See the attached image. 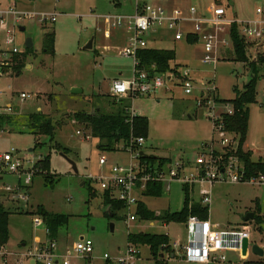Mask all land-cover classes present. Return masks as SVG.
I'll return each mask as SVG.
<instances>
[{
	"label": "rangeland",
	"instance_id": "obj_1",
	"mask_svg": "<svg viewBox=\"0 0 264 264\" xmlns=\"http://www.w3.org/2000/svg\"><path fill=\"white\" fill-rule=\"evenodd\" d=\"M139 1L180 14L193 7L207 12L211 5L219 4L230 17L240 20L253 17L258 5L257 0ZM0 3H14L17 11L32 16L17 22V26L24 27V30L16 32L13 44H4L5 35L0 32V50L16 48L22 60L20 71L7 68L0 76V109H6L7 105L20 107L18 112L4 116L0 124V152L16 149L26 168L46 156L50 162L49 169L34 174L25 202L11 203L6 199L3 185L14 184L15 176H5L0 182V203L11 211L9 237L5 245L9 254L4 260L0 258V264H16L22 253L35 248L34 236L45 239L44 228L35 229L32 223L37 206H43L50 213L68 216L67 223L59 227L55 239L58 264L64 260L67 249H71L81 237L92 241L93 251L85 257L73 253L68 256L69 264H115L114 259L127 247L128 233L164 234L170 243L177 241L180 246H185V223L138 218L127 223L126 209L116 210L115 216H110V210L103 204L99 184L86 181L87 175H107L113 165L129 163V155L123 149L122 141L114 145L113 151L98 149L99 141L91 136L90 130L73 119L76 111L114 112L117 102L112 100L109 87L113 79H129L132 75V60L120 55L131 32L123 23L110 28L109 37H105L104 16L132 15L134 0H0ZM52 15L55 16L53 22L50 20ZM42 16L45 21L39 22ZM192 28V25L185 24L182 31L185 34ZM27 38L32 41L30 48L25 46ZM147 38L148 48L174 50L172 65L187 66L193 82L189 94H185L181 82L175 80L177 85L169 84V90L163 87L150 96L129 100V106L135 113L148 119L144 153L159 157L175 156L176 160L169 166L180 158L193 161L205 144L213 142L217 147L218 138L212 131L209 111L222 114L231 110L228 102L235 96L234 87L242 91L255 76L256 96L254 103L248 106V128L243 149L251 151L253 161L263 159L264 65L256 63L255 75L248 66L236 60L235 51L229 44L228 48L219 50L220 60L213 68L200 62L203 54L200 40L193 43L187 42V38L174 41L172 35L163 29L147 34ZM89 41L91 48H84ZM72 88L80 91L72 93ZM21 92L29 94V98L20 100ZM34 112L53 121L56 127L53 142L45 136L35 137L31 133L29 115ZM78 130L81 134L76 133ZM228 137H233L232 133ZM56 142L69 150L66 156L75 163L77 173L61 152L53 148ZM101 156L106 158L103 164L99 162ZM89 186L95 191L93 197L89 195ZM191 196L198 198L196 191ZM139 199L156 214L175 212L183 207L184 191L179 182H172L170 190H165L161 196H140ZM257 209L264 210V184L216 182L212 186L207 219L218 224V230H234L242 224L245 214ZM249 227L250 244L264 246V225L260 229L255 222H250ZM138 251L137 264H154L147 246H139ZM174 251L176 257L167 259L165 256L166 264H193L183 258L181 247ZM104 254L109 256V260L104 258ZM224 254L226 261L210 264H264V259L251 251L245 260H239L233 252Z\"/></svg>",
	"mask_w": 264,
	"mask_h": 264
},
{
	"label": "built area",
	"instance_id": "obj_2",
	"mask_svg": "<svg viewBox=\"0 0 264 264\" xmlns=\"http://www.w3.org/2000/svg\"><path fill=\"white\" fill-rule=\"evenodd\" d=\"M254 16L244 20L230 17L227 10L219 4L210 6L209 11L201 12L196 8H190L187 13H170L156 4H148L134 0L132 15H106L104 21L106 29L104 36L109 37L110 28L125 23L131 32L128 35L125 46L120 55L132 60L133 70L129 79L115 78L111 81L109 92L116 100L133 98L137 96H150L163 87L177 85L175 80L181 82L185 94H189L192 88L193 77L187 66L177 68V72L149 74L138 66L137 52L148 48L147 34L155 33L163 29L172 35L174 41H180L188 36H196L201 41L203 54L201 64L215 67L220 60L219 50L228 48L230 44L234 50L231 37L232 25L237 26L239 34L245 40V56L248 62L264 65V0H257ZM22 18L32 16L21 13L15 9V4L2 5L0 3V32L4 33V44L14 43L15 34L20 27L17 22ZM50 20L53 22L55 16ZM39 22H44L45 17H40ZM185 24L192 25L190 31L184 34L182 27ZM16 48L11 51L0 50V76L4 73L3 66L8 65L13 54H17ZM10 57V58H9ZM154 68V66H152ZM170 84V85H169ZM203 95V94H201ZM29 98V94L21 92L20 100ZM214 101V100H213ZM215 102V101H214ZM208 104L209 101H208ZM212 108V107H210ZM129 118L136 115L133 107L128 108ZM232 109L223 113L230 114ZM16 113L13 106L7 105L6 109H0V118ZM221 114L209 111L208 117L212 123V131L218 138L217 147L213 142L201 147V151L191 161L189 158L178 159L175 164L169 165L175 157H169L165 163L143 164L140 159L145 145L143 137H131L124 145L129 155V163L113 165L107 175L94 177L87 175V179L99 184L100 189L109 190L111 195L125 205L127 210L126 222L137 221L135 207L140 200L142 192L149 184L161 183L163 191L170 190L172 182H179L187 187L189 195L197 192V201L200 205L208 206L212 199V186L216 182H248L250 184H264V176H246L244 166L235 154L237 136L228 137V133L218 121ZM0 132H2L0 127ZM77 134H81L78 130ZM87 137V136H86ZM214 141V140H213ZM101 164L106 162L105 156L99 159ZM35 174L34 164L26 168L22 159L18 157V151L10 150L0 152V182L5 176H15L14 184H4L3 189L7 194L6 199L11 202H25L28 197V189L31 186ZM34 228L44 227L41 217L36 216L32 220ZM186 244L180 246L179 242H171L175 250L181 247L184 251L183 258L193 264H210L215 261H226L224 252L237 254L239 260H244L242 254V242L247 239L250 242V227L248 223H242L237 229L221 231L218 225L212 224L207 218L202 219L198 215H189L185 221ZM45 228V227H44ZM45 232L47 229L45 228ZM93 251L92 241L82 238L71 249H67L64 260L60 264H69L68 256H89ZM222 253V254H218ZM9 253L5 247H0V258L3 260ZM109 260V256L104 254ZM59 257L55 254V242L47 241L42 246H35L20 255L16 264H58ZM139 260L138 246L127 244L126 249L114 259L115 264H137Z\"/></svg>",
	"mask_w": 264,
	"mask_h": 264
},
{
	"label": "trees",
	"instance_id": "obj_3",
	"mask_svg": "<svg viewBox=\"0 0 264 264\" xmlns=\"http://www.w3.org/2000/svg\"><path fill=\"white\" fill-rule=\"evenodd\" d=\"M118 4V2H116ZM231 37L234 44L235 58L237 61L244 63L248 66L253 73H257V65L254 62H248L245 56V40L239 34L237 26L232 25ZM189 43L196 42L198 38L196 36L187 37ZM50 41L52 39L50 38ZM51 48V47H50ZM49 49V48H48ZM138 66L152 73H164L168 71L177 72L179 68L178 64H173L175 60V52L170 49L159 48H146L137 52ZM11 64L3 66V72L7 68L13 71H20L22 68V60L17 54H13L10 58ZM154 66V68H152ZM235 96L229 100L231 104L232 112L222 113L219 118V122L228 133H234L237 136V147L235 154L242 162L246 176H257L261 174L264 176V158L253 161L251 159V151L244 150L243 144L245 142L247 128H248V106L254 103L256 90H255V76L244 85L242 91H238L234 87ZM116 107L113 113H102L95 110L93 113H87L83 111H76L73 113V119L77 122L85 124V127L90 130L91 136L99 141V149L105 151H113L114 145L119 141L125 144L129 142L130 138L143 137L146 140L148 119L143 115H134L129 118L128 108L130 98H124L116 100ZM222 101V100H218ZM5 117L0 118V124L4 121ZM29 128L31 133L35 137L45 136L50 142H53L55 136V125L53 121L42 115L41 113L34 112L29 115ZM42 146L43 144H39ZM53 148L63 154H68L69 150L64 148L59 143H54ZM143 164H153L156 162L165 163L168 162V158H158L153 155L142 154L140 156ZM50 162L49 156L43 159H39L35 165V174L40 171H46L49 169ZM90 182V180H86ZM184 202L180 211L170 212L165 211L163 213L156 214L147 209L142 201H138L135 207V213L138 219L144 220H159L163 222H182L185 223L188 216L198 215L202 219L207 218V207L200 205L196 201L191 203V198L186 187H183ZM95 191L89 186V195L93 197ZM163 194V186L161 183L149 184L142 192L143 196L159 197ZM103 204L110 210V216H115L116 210L125 209L123 202L117 200L111 195L109 190L102 191ZM11 211L6 210L0 203V247H5L8 242V220ZM108 213V212H107ZM39 215L47 229L48 241H55L59 227L65 225L68 221V216L64 214L50 213L43 208V206H37L35 213ZM254 222L261 229L264 225V210L257 209L254 214ZM128 244L135 246H147L151 257L154 259V264H166L165 256L173 254L176 257L174 249L170 245L168 236L164 234H156L150 232L128 233ZM264 259V258H263Z\"/></svg>",
	"mask_w": 264,
	"mask_h": 264
},
{
	"label": "water",
	"instance_id": "obj_4",
	"mask_svg": "<svg viewBox=\"0 0 264 264\" xmlns=\"http://www.w3.org/2000/svg\"><path fill=\"white\" fill-rule=\"evenodd\" d=\"M20 30L23 31L24 27H20ZM25 46L28 47V48H30L32 46V41H31L30 38H27L25 40ZM84 48H91V41H89L88 44L84 46ZM78 91H80V90H77L76 88H72L70 90V92H72V93H77ZM13 108H14L15 112H18L20 107L18 105H14ZM61 154L71 164L74 172L77 173V169H76L75 163L72 160H70L65 154H63V153H61ZM141 154L144 155L143 152H141ZM253 220H254V213L253 212H249V213L245 214L242 217V221H253ZM110 227L112 229V224L110 225ZM247 248H248V241H247V239H244L243 242H242V254L243 255L246 253ZM251 251H252L253 254H256L258 256H263V254H264L263 249L260 246H258L257 244L251 245Z\"/></svg>",
	"mask_w": 264,
	"mask_h": 264
},
{
	"label": "crops",
	"instance_id": "obj_5",
	"mask_svg": "<svg viewBox=\"0 0 264 264\" xmlns=\"http://www.w3.org/2000/svg\"><path fill=\"white\" fill-rule=\"evenodd\" d=\"M106 29V28H105ZM103 34H104V32H103ZM151 40H155L154 38H152ZM187 42H188V40H186ZM160 49V48H159ZM171 50V49H170ZM244 64V63H243ZM20 109V108H19ZM138 115H140V114H138ZM146 141V140H145ZM99 145H97V148L99 149V147H98ZM243 148H245V147H243ZM144 149V148H143ZM245 150V149H244ZM143 153H144V151H143ZM145 154V153H144ZM66 155V154H65ZM155 157H158V158H168L169 159V157H175V156H168V157H159V156H155ZM4 180V179H3ZM81 182V181H80ZM81 185H82V183H81ZM83 185H84V183H83ZM183 187L184 186H182V190H183ZM187 188V187H186ZM188 190V189H187ZM164 192V191H163ZM141 196H143L142 194H141ZM189 197L191 198V203L192 202H194V201H196L197 203H198V201H197V199H195L194 197H192L191 195H189ZM141 201V200H140ZM184 202V201H183ZM261 210V209H260ZM255 212V211H254ZM253 212V213H254ZM207 213H208V208H207ZM255 214V213H254ZM36 216H39V215H37V214H34V217H36ZM40 217V216H39ZM250 222H254V220L253 221H243L242 223H250ZM44 224V223H43ZM153 225V223L151 222L150 223V226H152ZM214 225H218V224H214ZM44 227H45V225H44ZM43 227V228H44ZM218 227H219V225H218ZM46 228V227H45ZM45 228H44V235H45V239L43 240V239H40L38 236H34L33 237V244L35 245V246H37V245H39V246H42L43 244H46L47 243V241H48V238H47V233L45 232ZM82 238V237H81ZM80 238V239H81ZM55 242V241H54ZM253 244H255V243H252V244H250V242H249V246H248V248H247V251H246V253L244 254V260L248 257V253L251 251V245H253ZM258 246H260L262 249H263V251H264V246H262L261 244L259 245V244H257ZM175 252V251H174ZM252 252V251H251ZM232 253V252H231ZM235 254V253H234ZM237 255V254H236ZM255 256H257V257H259V258H264L263 256H264V254H263V256H258V255H256V254H254ZM174 258V255L173 254H168V255H166V258L167 259H170V258ZM56 264V263H55Z\"/></svg>",
	"mask_w": 264,
	"mask_h": 264
},
{
	"label": "bare ground",
	"instance_id": "obj_6",
	"mask_svg": "<svg viewBox=\"0 0 264 264\" xmlns=\"http://www.w3.org/2000/svg\"><path fill=\"white\" fill-rule=\"evenodd\" d=\"M173 258V257H172Z\"/></svg>",
	"mask_w": 264,
	"mask_h": 264
}]
</instances>
